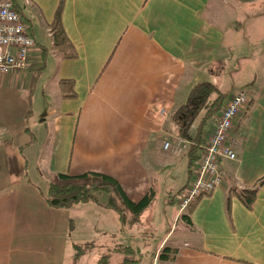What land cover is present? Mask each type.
Wrapping results in <instances>:
<instances>
[{"label": "crops", "instance_id": "crops-1", "mask_svg": "<svg viewBox=\"0 0 264 264\" xmlns=\"http://www.w3.org/2000/svg\"><path fill=\"white\" fill-rule=\"evenodd\" d=\"M12 1L35 44L26 67L0 81V163L7 173V191L0 194V264H40V212L30 223L24 205L36 202L54 218L44 196L56 174L110 176L133 202L153 188L165 213L173 192L189 179L190 153L171 156L162 143L168 135L192 142L204 110L188 124L192 116L181 108L190 90L215 79L221 92L226 61L235 72L241 59L249 62L251 103L230 131L236 158L221 161L222 184L197 202L191 225L185 223L189 233L171 247L178 249L173 264H264V0ZM58 11L74 58L42 50L52 48L49 26ZM258 24L260 49L246 34L239 36L242 27L256 38ZM49 71L53 77L43 83ZM63 80L73 82L75 98L61 97ZM236 91L225 92V105ZM232 187L256 188L251 209L228 195ZM182 214L187 212L178 209L176 219ZM86 246L82 255L92 252V244ZM114 246L93 263L107 255L118 264L122 256L109 251ZM60 255L57 264L64 260ZM68 258L67 264H84L81 256Z\"/></svg>", "mask_w": 264, "mask_h": 264}, {"label": "rangeland", "instance_id": "rangeland-1", "mask_svg": "<svg viewBox=\"0 0 264 264\" xmlns=\"http://www.w3.org/2000/svg\"><path fill=\"white\" fill-rule=\"evenodd\" d=\"M19 5L24 9L21 2ZM21 22L23 24L26 22V18L23 15H21ZM257 27L258 34L256 38L252 37L250 33L248 31L246 32L245 28L242 27L239 31V36L245 38L246 34L248 41L251 44L255 42L257 49H260L263 45V39L261 38V25L258 24ZM46 48L49 53L53 52L51 46H47ZM31 50H29V53ZM49 58H53V56H49ZM232 63V61H226L225 63V72L223 73L222 85L220 87L221 92L225 93L231 89H237L240 92L247 93L246 86L251 78V74L247 69L249 62L245 59H241V68L239 71L235 72L231 70ZM45 77L46 78H43L42 80L43 83L49 82L48 80L49 78L52 79L53 74L49 71ZM210 82H212V84H217L215 79H211ZM214 122L215 119H212L205 131H209ZM5 172L6 170L5 167H3V163H0V194L7 191L5 189L7 173L5 174ZM178 185L179 188H181L179 183L176 184L175 188ZM176 192L177 191L173 192L174 194L171 195L173 196V203L166 207L165 213L162 211L164 208V201L157 198L152 207L144 212L140 219V223L132 227L125 226V228H127L124 233L122 231L119 233L116 230V228L121 225L118 216L113 211L101 208L94 203H80L67 210L53 209L56 210L53 218L52 215L42 212L43 210L40 209V205L36 202L29 201L24 207L28 211L27 219L30 223L33 219H36L35 213L40 212V264L58 263L55 259L60 255L61 249L59 243L61 238L68 239V241H65L64 243L62 255H60V258L62 256L64 260H62L60 264H67V261L70 260L68 257L71 254L75 255L76 252H78V249H76L75 246L85 247L88 244L90 245V243L92 244L90 248L92 252L81 255L80 261L84 264H92L95 261L96 255L99 253L101 254L107 246H110L111 244L116 245L118 244V241L121 240L127 241L130 246L139 250L140 255L137 257V259L140 260L139 264H152L153 253L157 252L165 245L174 246L176 244V237L181 239L186 237V234L189 233L190 229L182 218H179L180 215L178 216V219H176V214L179 209V201L181 199V195ZM38 194L40 195V191H38ZM98 197L101 202L106 200V197L103 194L98 195ZM18 212H20V210H18ZM70 223L73 224L74 228H69ZM22 225L23 223L21 221L17 226L22 227ZM51 229H54V233L49 235V230ZM66 243L67 245H70L69 248H67ZM37 244L38 242H35V245ZM76 264H80V262L77 263L76 261Z\"/></svg>", "mask_w": 264, "mask_h": 264}, {"label": "trees", "instance_id": "trees-1", "mask_svg": "<svg viewBox=\"0 0 264 264\" xmlns=\"http://www.w3.org/2000/svg\"><path fill=\"white\" fill-rule=\"evenodd\" d=\"M59 18L60 14L58 11L55 15L54 22L49 26L52 48L55 52H57V54L61 56L62 59L74 58L76 55L70 41L65 35ZM42 50L44 52V55H46L48 49L43 47ZM59 85L61 90V97L63 99L75 98L72 81L63 80L59 82ZM227 97L228 93H221L214 85L207 82H202L195 85L190 90L188 104L181 108V110H185L184 113H190L191 115H189L192 116L191 118H189L188 124H191V122L194 120L196 110L203 109L204 115L200 119L196 134L191 142V145L188 148V152L190 153L188 172L190 176L185 186L178 191L180 195H182L188 184L194 178V170L197 167L198 162L200 161V156L205 152L204 147L207 142L206 138L203 139V136L205 137L206 135L205 129L209 126V123L212 119H215L217 116L219 117L221 110L225 106L224 102ZM185 137L186 139L190 140L189 136ZM198 150H201L200 154L196 155V152ZM256 192V188L236 189L235 187H232L231 190H229L228 195L230 196L231 193H234L245 208L251 209L255 200ZM102 194L106 197V200L104 202H101L98 197V195ZM210 194L212 193L200 195L185 209L187 214L180 215V218H182V220H184L186 224L191 225L189 214L192 212L197 202L201 198L209 196ZM155 198L156 193L154 189L151 188L139 201L133 202L127 197L126 193L123 191V189L115 179L104 174H56L49 182L47 192L44 196V202L49 208L58 210L71 209L72 207L80 203H94L101 208L113 211L118 216V220H120L122 228H125V226H135L139 224L144 212L150 209L154 204ZM170 202H172V198ZM226 205L227 212L229 213V197L227 198ZM69 226V228H74L72 223H70ZM75 247L76 249H78V252H76L75 254L76 258H79L87 250V246ZM109 251L118 253L122 256V259L118 264H138L140 262V260L137 259V257L139 256L138 250L129 245L118 244L112 247ZM177 253V248L165 245L157 252L153 253L152 258L153 261L157 260V263L173 264ZM93 264L110 263L108 262L107 255H101Z\"/></svg>", "mask_w": 264, "mask_h": 264}, {"label": "built area", "instance_id": "built-area-1", "mask_svg": "<svg viewBox=\"0 0 264 264\" xmlns=\"http://www.w3.org/2000/svg\"><path fill=\"white\" fill-rule=\"evenodd\" d=\"M34 39L21 22V16L12 0H0V81L13 72L26 67L29 50L34 47ZM249 96L240 91L234 92L221 110L209 139L205 152L194 170V178L188 184L179 201V211H184L200 195L212 193L220 187L222 174L220 161L235 160V139L230 137L234 120L247 109ZM162 149L176 157L186 154L191 141L184 137L166 136Z\"/></svg>", "mask_w": 264, "mask_h": 264}]
</instances>
